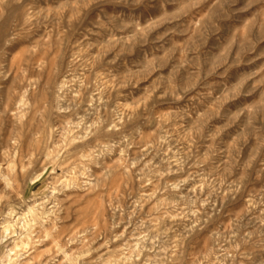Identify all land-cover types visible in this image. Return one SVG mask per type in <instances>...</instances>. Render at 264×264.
Segmentation results:
<instances>
[{"label": "clouds", "instance_id": "obj_1", "mask_svg": "<svg viewBox=\"0 0 264 264\" xmlns=\"http://www.w3.org/2000/svg\"><path fill=\"white\" fill-rule=\"evenodd\" d=\"M43 5L42 11L54 18L64 14L69 21L91 7L90 22L121 40L133 34L142 38L162 20L195 21L217 41L201 53L207 65L241 31L244 49L242 58L235 59L240 51L237 44L232 73L218 81L216 95L192 112L196 117L197 111L227 91L230 103L203 133H190L181 126L179 115L166 124L159 121L154 105L124 120L100 117L90 106L88 122L74 129L78 143L64 160L88 172L84 184L103 187L115 174L123 185L124 191L115 197L114 211L120 217L107 229L102 243H97L100 237L94 226L84 227L80 236L52 227L59 212L67 210L53 201L56 189L64 190L61 176L72 168L54 176L47 169L33 171L27 152L18 160L11 153L4 159L2 153L19 139L18 123L12 124L6 137L0 134V264H264V0H43ZM175 27L153 31L155 46L163 48L158 41ZM22 32L23 26L11 20L0 24V55L19 41ZM201 90L207 95L206 89ZM138 95H143V89ZM19 99L21 94L8 102L0 96V107L13 120L12 109ZM135 100L128 102L135 104ZM29 110L34 114L32 122L43 121L44 109L38 104ZM217 128L224 131L213 139ZM118 160L124 162L122 166L116 164ZM59 166L49 164L53 171ZM241 186L252 188L248 195L254 203L245 207L258 211L251 217L246 212L229 217L225 194ZM21 191L25 196L19 195ZM53 207L56 217L45 220ZM32 208L40 216L26 229L23 221ZM121 225V231H112Z\"/></svg>", "mask_w": 264, "mask_h": 264}, {"label": "rangeland", "instance_id": "obj_2", "mask_svg": "<svg viewBox=\"0 0 264 264\" xmlns=\"http://www.w3.org/2000/svg\"><path fill=\"white\" fill-rule=\"evenodd\" d=\"M43 7V0H0V24L11 20L14 25L23 26L19 41L0 55V96L8 102L21 94L12 109L15 120L0 107V134L6 137L13 123L19 125V139L2 153L4 159L11 153L18 160L22 152H27L33 171L47 169L54 176H60L62 170L67 172L72 166L64 156L78 143L74 129L83 128L84 122H88L90 106L100 117L111 115L124 120L135 117L141 108L154 105L159 121L166 124L179 115L181 126L190 133L195 130L203 133L212 128L218 114L230 103L225 91L203 111H197L196 117L192 116L198 105H204L205 100L216 95L218 81L227 80L232 73L233 52L238 43L240 51L235 59L242 58L243 31L233 35L215 62L207 65L201 53L217 41L213 33L195 21L184 23L183 17L162 20L144 32L142 38L133 34L121 40L120 36H108L102 26L90 22L91 7H85L70 21L64 14H55L54 18L52 13L42 11ZM166 25L176 27L161 36L158 43L163 48H158L151 39L152 32ZM237 36L241 38L239 41ZM213 76L218 79L211 80ZM202 88L207 90V95ZM141 89L143 95H138ZM130 90L131 96L127 95ZM133 97L135 104L128 102ZM34 103L44 109L42 122H32L34 114L29 109ZM213 112L217 113L216 117ZM223 131L215 129L213 139ZM164 142L162 138L161 143ZM52 163L60 166L53 171L49 167ZM123 163L116 161L118 166ZM12 166L17 168L15 163ZM86 176L87 171L75 168L61 176L64 190L56 189L53 203L67 210L59 212L52 227L80 236L84 227L94 226L100 237L97 243H102L107 229L120 217L114 211L115 197L124 189L115 174L103 187L94 186L95 182L82 183ZM251 192L252 188L241 186L239 191L225 194L229 217L244 216L245 212L251 217L258 211L257 207H251L250 211L245 207L254 203L249 199ZM19 195L23 197L25 193L21 191ZM39 216L37 208H32L23 227L31 228ZM49 217H56L54 207L45 220ZM122 229L123 225L112 231L118 233Z\"/></svg>", "mask_w": 264, "mask_h": 264}]
</instances>
